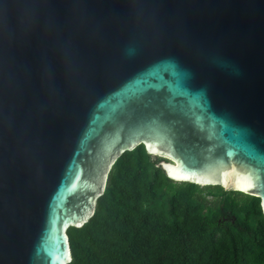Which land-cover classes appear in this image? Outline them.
I'll return each instance as SVG.
<instances>
[{
    "label": "water",
    "instance_id": "95a60500",
    "mask_svg": "<svg viewBox=\"0 0 264 264\" xmlns=\"http://www.w3.org/2000/svg\"><path fill=\"white\" fill-rule=\"evenodd\" d=\"M141 145L264 213V0H0V264H70Z\"/></svg>",
    "mask_w": 264,
    "mask_h": 264
},
{
    "label": "trees",
    "instance_id": "16d2710c",
    "mask_svg": "<svg viewBox=\"0 0 264 264\" xmlns=\"http://www.w3.org/2000/svg\"><path fill=\"white\" fill-rule=\"evenodd\" d=\"M145 146L112 167L70 264H264L260 198L171 180Z\"/></svg>",
    "mask_w": 264,
    "mask_h": 264
}]
</instances>
